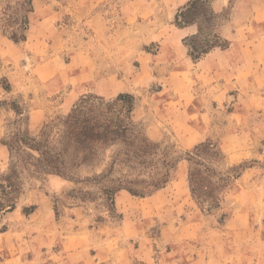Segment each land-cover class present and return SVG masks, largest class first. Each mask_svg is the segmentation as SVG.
Here are the masks:
<instances>
[{"label":"crops","instance_id":"crops-1","mask_svg":"<svg viewBox=\"0 0 264 264\" xmlns=\"http://www.w3.org/2000/svg\"><path fill=\"white\" fill-rule=\"evenodd\" d=\"M65 1L79 15L80 21L89 15L87 24L91 43L83 41L71 50L70 60L65 63V75L56 77L58 80L51 77L59 73L51 60L42 62L38 71L47 75L39 76V79L46 82L49 93L57 92L58 86L66 84L67 92L59 108L68 112L83 92L89 91L102 97L113 95L114 88L118 86L117 81L109 73L102 75L104 72H101V68L110 65L113 57L118 59L132 55L128 51L126 55H117L115 51V47H118L115 43L122 44V41H112L113 33L107 15L99 11V6L106 0ZM186 1L182 0L181 4ZM224 6V0H215L213 3L217 13ZM61 12L62 9L55 8L53 4L33 1L24 41L28 48L44 53L49 37H55ZM158 22L156 19L148 25L146 35L147 42L159 44L158 50L154 54L133 53L140 56V67L136 75L129 76L128 82L132 86L139 84L143 87L154 80L160 82L171 99L167 103L168 115L171 114L169 119L172 120L171 130L183 138L186 148L209 135L210 127L215 124L222 127L223 131L219 142L221 150L235 152L237 142L243 147L242 139L249 137L242 129L239 130L243 123L251 119L252 115L261 116L264 120V0H233L231 14L218 31L221 38L229 43L228 48L213 49L197 62L190 59L182 43L185 37L196 33V27L177 28L171 24L172 18L164 25ZM3 39V35H0L2 50L12 49ZM117 63L124 71L125 61L118 59ZM48 76L51 77L49 80ZM12 90L11 87L10 93ZM126 91L131 90H123ZM229 105L234 110L224 112V108ZM215 114L223 116L222 121L218 119V122ZM32 118L30 115L31 122ZM236 123L241 126L233 128ZM243 150L239 149L238 152ZM56 180L67 183L59 178ZM141 200L124 191L118 193L115 209L120 218L114 224L105 222L93 225L90 218L82 221L76 217L58 228L50 226L36 237H33L35 229L29 225L7 227L0 231V264H244L245 252V258L251 259L253 264H264V245L254 243L250 244V248L243 246L241 238L243 235L245 237V229L229 227L227 232L239 240L234 239V243L230 244L224 236L219 235L225 234L221 232L227 227L216 229L217 237L208 240L209 235L201 233L196 225L178 221L176 214L179 208H182V215L188 211L193 214L190 209H184L189 206L187 196L182 201L177 195L155 193L147 201ZM140 204L151 207L143 211V215H146L144 212L168 215L166 224L145 229L144 225H140L144 217L138 220L133 217V212H136L134 208ZM36 212L38 208L32 214L23 216L15 209L1 219L14 221L23 217L28 221ZM45 216L49 219L51 213L45 210ZM42 230L45 228L42 227ZM17 232L23 235L20 243ZM149 232L158 234V237L150 239L146 236ZM201 236L204 238L198 241L197 238ZM22 246H25V252L27 255L29 252L31 257L19 253Z\"/></svg>","mask_w":264,"mask_h":264},{"label":"rangeland","instance_id":"rangeland-1","mask_svg":"<svg viewBox=\"0 0 264 264\" xmlns=\"http://www.w3.org/2000/svg\"><path fill=\"white\" fill-rule=\"evenodd\" d=\"M33 1L40 4L44 2L53 4L55 8L62 9L59 21L56 23L55 37H49L48 46H46L47 50L45 49L44 53L36 49L32 51L24 41L13 44L10 39L13 36L16 38H21L23 35L26 36L29 24L28 16L30 14L27 13V10L29 8L33 10ZM214 1L211 0L212 6ZM181 2L182 0H106L99 6V11L105 12L107 15L109 26L113 33L112 41H122V44L115 43L116 46L118 45V47H115L117 55L118 53L126 55L127 51L129 55H132L118 58L125 61L124 71L121 70L120 65L117 63V57H113L110 60V65L101 68V72H104L101 73L102 75L105 73L111 74L118 84L114 88L115 92L113 95L105 98L110 99L120 93L133 95L135 102L132 114L133 120L142 126L146 137L152 142L170 146L180 155H184L187 152H191L196 145L207 140L217 142L219 145L220 135L223 132L222 127H218L217 124L212 125L208 132L209 135L186 148L183 144V138L175 135V131L171 130L172 120L169 119L171 114L168 115L169 112H167L169 109L167 103L171 99L159 84L160 82L154 80L152 84L145 85V87L139 84L132 86L128 82L129 76L132 74L136 75L139 71V55L143 53L154 54L158 50L159 44L147 42L148 25L154 23L156 19L160 21L158 24L164 25L170 18H172L171 24H173V17L177 8L183 5ZM232 2L233 0H224L225 6L218 13L220 19L218 20L217 32L219 27L229 18ZM27 3L28 0H0V35H3L6 43L8 42L13 47L12 49L5 48L4 50H2L3 46L0 47V101L12 99L19 101L29 116V134L32 137H37L44 124L54 123L58 118L65 116L69 112V110L64 112L63 108H59V103L67 92L66 84L62 83L58 86L55 93L47 92L46 82H42L39 79V76H45L46 74L39 72L38 66L42 62L51 60L56 70L59 69L57 76L53 74L51 77L58 80V77L61 78L65 75L63 74L65 63L70 60L71 50L77 44L83 41L89 44L91 40L89 39V26L87 24L89 15L80 21V17H77L78 14H75V11L65 0H32L30 6ZM130 11L131 13H129ZM63 48L66 50L62 51ZM135 52L140 53H138L139 55L133 54ZM51 77L48 76V80ZM3 79H7L13 88L12 93L8 95L4 93L2 88ZM125 89L131 91L123 92ZM86 94L94 93L83 92L78 98ZM233 110L232 105L224 108V112ZM30 115L33 117L32 122L30 121ZM215 117L218 122V119L220 121L223 119V116H218L217 114H215ZM16 120L17 118L12 112L0 109V139L5 138L8 140L11 137L18 127ZM234 125L233 128L241 126L239 123ZM242 126L239 130L242 129L244 133L249 135V137L242 139L243 147H240L237 142L235 148L231 146L236 150L235 152L229 153L220 149L223 155V161L217 165L220 171L228 172L238 167L244 168L241 176L234 181L231 190L227 191L223 201L222 212L213 215H205L199 212L190 196L187 182L188 165L185 161L178 164L174 179L156 194L163 196L167 194L177 195L182 198V201L187 196L189 198V206L184 209H190L193 214L188 211L182 215V208H179L176 214L177 220L196 225V228L201 229V233L209 235L207 237L208 240L212 237H217L218 232L215 231L216 229L227 227L226 230L221 232L225 234L219 235L220 237L224 236L227 242L233 244L235 240H239L235 239L234 234H229L227 231H229V227H239L246 230L245 237L243 235V238H241L243 246L250 248V244L253 245L254 243L264 245V120L261 116L252 115L251 119L249 118ZM239 149L244 150L238 152ZM8 161V149L0 144V175L6 172ZM100 168L93 172H98ZM88 173L90 172H82V174ZM56 179L57 177L48 176L41 179H31L27 182L24 187V193L16 205V212L23 215V209L30 206H36L38 212L32 218H29L28 221L23 217H18L14 221L2 220L1 217L0 231L10 226L29 225L32 229H35L33 237H36L37 234L46 232L50 226L58 228L63 223H69L70 218L77 217L78 220L81 219L82 221L90 218L93 221V225L105 222L107 224L119 222L120 216L118 214V217L109 216L99 209V201L83 203L68 196L69 191L83 188L82 186H75L69 182L61 183ZM148 198L135 199H142L141 201L145 202ZM150 209L151 207L147 208L140 204L134 208L136 212H133V217H136L137 220L144 217L141 219V224H139L144 225L145 229L166 224L169 216L165 213L144 212L146 215H143V211ZM45 210L51 213L49 219L45 216ZM138 210L140 212H137ZM222 213L228 215L224 223H220ZM100 217L102 218L101 222L97 221ZM42 227L45 230H42ZM17 236L14 237H17L20 243L23 235L17 232ZM146 236L153 239L158 237V234L149 232ZM202 237L197 238V240L201 241ZM20 252L24 256L27 255L25 246H22V250H19ZM40 255L39 253L38 258H40ZM27 256L31 257V254L28 252ZM245 257L246 252L243 257L244 264H253L251 259H246Z\"/></svg>","mask_w":264,"mask_h":264},{"label":"trees","instance_id":"trees-1","mask_svg":"<svg viewBox=\"0 0 264 264\" xmlns=\"http://www.w3.org/2000/svg\"><path fill=\"white\" fill-rule=\"evenodd\" d=\"M30 12L32 8L27 10ZM219 17L211 0H188L177 8L173 25L196 27L194 35L182 40L193 62L213 49L228 48L229 43L217 32ZM10 39L19 43L25 41V36ZM2 83L3 91L10 93L7 79ZM134 106V97L129 93L110 99L82 95L65 116L44 124L39 135L32 137L24 106L14 99L0 101V109L12 112L18 125L8 140L0 139L9 152L8 168L0 175V218L16 209L27 182L48 176L82 186L69 191L68 196L83 203L99 201V209L118 217L115 209L118 193L124 191L134 198L150 197L174 179L182 161L188 165V188L199 212L205 215L222 212L224 197L244 168L220 171L217 165L223 161V155L217 142L211 140L184 155L170 146L150 141L142 126L133 120ZM98 168V172H93ZM84 171L90 173L82 174ZM36 209L30 206L22 213L28 216ZM227 218L222 213L220 223Z\"/></svg>","mask_w":264,"mask_h":264}]
</instances>
